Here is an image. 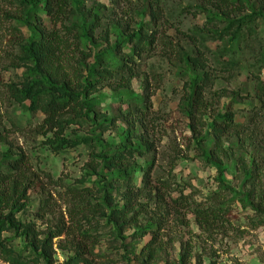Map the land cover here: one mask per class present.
Returning a JSON list of instances; mask_svg holds the SVG:
<instances>
[{
    "label": "rangeland",
    "instance_id": "rangeland-1",
    "mask_svg": "<svg viewBox=\"0 0 264 264\" xmlns=\"http://www.w3.org/2000/svg\"><path fill=\"white\" fill-rule=\"evenodd\" d=\"M83 1L79 13L67 5L52 16L40 13V25L62 40L49 72L54 81L74 91L92 81L86 69L92 44L99 51L114 46L141 25L152 30L154 42L135 57L129 85L96 86L88 115L58 134L72 144L60 145L53 121L11 97L8 84L19 87L25 72L15 62L18 42L28 33L17 22L16 2L0 0V160L5 155L11 161L2 163L17 165L10 180L26 188L16 218L30 222L38 239L61 230L52 238L49 264H75L74 256L77 264H264V96L257 91L259 79L264 83V0ZM92 6L100 18L78 43L65 25L89 23ZM146 102L144 112L136 111ZM226 107L239 126L225 133L220 154L209 127ZM104 116L112 120L101 127ZM121 140L147 142L134 159L149 173L146 185V172L132 174L137 187H128L122 226L108 217L110 209L125 206L109 183L116 173L97 167L91 156ZM239 158L260 162L255 179L238 173ZM218 204L229 211L214 217ZM6 212L0 210V218ZM1 237L24 255L31 252L20 231L3 230Z\"/></svg>",
    "mask_w": 264,
    "mask_h": 264
},
{
    "label": "trees",
    "instance_id": "trees-1",
    "mask_svg": "<svg viewBox=\"0 0 264 264\" xmlns=\"http://www.w3.org/2000/svg\"><path fill=\"white\" fill-rule=\"evenodd\" d=\"M20 8L19 18L17 20L20 26L24 27L28 35L23 36L18 42V51L15 56L16 65L22 68L25 72L21 76L19 87L15 84H8V88L13 100L22 106L27 111H41L46 116V121H50L58 128L56 135L62 134L60 131L63 129V125L68 123L79 122L80 118L84 115H88L87 111L91 110V103L87 99L88 95L93 92L98 84L111 82H118L121 84L129 85L132 77L137 73L135 65L137 61L136 56H140V53L145 47H151L154 42V34L149 27L140 26V28L128 36L125 40L115 39V45L105 46L99 51L100 45L92 44V58L93 61L86 69L93 76L92 81L85 82L79 91H74L68 88L64 82H56L55 79H51L49 73L54 67L53 57L56 55V51H60V44L62 40L57 33L49 34L40 25L41 12L49 14L59 12L66 5L70 8V11L79 13V8L84 6L83 0H14ZM223 4L243 5L245 0H219ZM79 11V12H78ZM87 11V16L90 19L89 23H83L81 26L73 22H69L65 25V30L73 32L75 40L82 41L83 38L88 37L87 29L93 30L91 26L100 18L99 8L92 6ZM53 18V17H52ZM231 27L236 25L241 28L240 22L231 20ZM84 28H87L85 31ZM226 30L234 38V32L236 30ZM91 33V31L89 32ZM254 32H251L253 34ZM230 36V38H231ZM91 37V36H90ZM92 38V37H91ZM88 39V38H87ZM93 41V39H91ZM131 42V48L127 46V43ZM121 47V50H125L120 56L113 54V48ZM124 48V49H123ZM98 50V51H97ZM201 82V81H200ZM260 86L258 87V95L264 96V83L258 81ZM146 103H141L140 108L136 111L144 112L147 107ZM84 110L85 112H82ZM66 115L65 117L63 116ZM112 119H108L104 116L100 122V126L108 125ZM239 125L234 122V113L231 110L226 109L222 112V115L218 120L209 127L211 133L214 136L213 147L220 154L225 153L223 145V139L226 132L235 129ZM63 132V131H62ZM132 136V133L126 130V137ZM135 136V135H134ZM61 135L55 137V140H59V144L65 143V145L72 144L70 141L60 138ZM93 138H85L83 142L90 141ZM246 140V139H244ZM243 141V140H242ZM120 141L118 144L106 146L107 152H91L93 161L96 166H104L113 170L116 173L115 179L110 185L111 188H115L117 194L124 198L125 206L118 208L117 206L110 209L109 219L115 220L116 224H120L119 219L126 217L127 205H129L130 196L127 193L128 187H137L134 184L132 174L135 171L146 172L143 176L144 185L148 183L149 173L147 166L145 168H138L139 165L134 159L136 153L142 154L147 142L140 140L133 144H123ZM62 147V146H60ZM59 147V148H60ZM58 148V149H59ZM147 148V147H146ZM57 150V149H56ZM238 173L244 177L245 181L249 178L255 179L256 174L260 173V162H256L254 158L251 159L250 164L246 163L243 159L239 158ZM2 160L6 163L11 159L5 155L1 156L0 160V210H7L3 217L0 218V260L8 264H37L40 260L46 261L45 264H49L51 257V241L52 238L60 236L61 230L49 231L48 236L38 239L36 231L30 222L25 223L19 221L15 214L20 211L23 204L20 202L25 197V189H22L16 182L10 180V174L17 168V165L2 163ZM7 183V184H6ZM107 202H111L112 198L108 197ZM79 203V202H78ZM78 208H80L78 204ZM108 209V208H107ZM229 209L218 204L214 207V217L223 216L228 213ZM3 230L20 231V234L24 236L25 241L29 244L31 252L24 255L22 251L14 249L9 245L5 239L1 237ZM89 232H84L88 234ZM41 250V254H36V251ZM150 256V253L147 254ZM40 257V258H39ZM75 264L79 262L78 256L72 258ZM87 264V263H86Z\"/></svg>",
    "mask_w": 264,
    "mask_h": 264
}]
</instances>
